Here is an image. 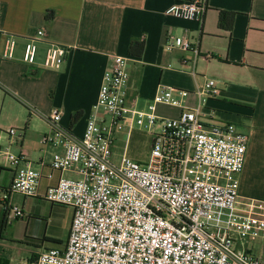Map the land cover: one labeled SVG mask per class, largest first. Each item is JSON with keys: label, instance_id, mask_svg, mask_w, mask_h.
I'll return each mask as SVG.
<instances>
[{"label": "built area", "instance_id": "obj_1", "mask_svg": "<svg viewBox=\"0 0 264 264\" xmlns=\"http://www.w3.org/2000/svg\"><path fill=\"white\" fill-rule=\"evenodd\" d=\"M207 9L208 0H178L165 13L202 21ZM14 45L8 40L5 57H13ZM169 48L192 45L173 37ZM37 51L31 39L24 60L34 63ZM66 53L64 46L49 45L44 65L59 67ZM130 77L129 58L116 55L82 136L61 124L60 109L47 117L51 132L42 142L63 149L47 177L68 170L79 177H61L46 190L47 201L70 206L74 214L66 246L43 251L37 264H264V254L251 250L264 240V203L239 199L248 136L235 124L207 125L202 119L201 103L221 94L217 80L192 91L161 85L147 107L138 109L130 105ZM192 94L199 101L195 106L187 102ZM160 105L180 114L162 116ZM135 127L151 136L147 159L136 160L125 150L115 162L117 133L126 129L130 140ZM7 132L23 135L15 127ZM1 155L16 167L9 191L37 196L43 171L25 152L16 155L0 146ZM4 205L14 217L24 216L23 209Z\"/></svg>", "mask_w": 264, "mask_h": 264}, {"label": "crops", "instance_id": "obj_2", "mask_svg": "<svg viewBox=\"0 0 264 264\" xmlns=\"http://www.w3.org/2000/svg\"><path fill=\"white\" fill-rule=\"evenodd\" d=\"M177 1L0 0V129L23 131L10 135V143L45 174L35 197L46 200L47 188L61 177H79L70 170L47 177L54 155L63 152L42 142L51 132L48 115L60 109L61 124L82 136L104 72L120 55L129 58L134 108L145 109L161 85L192 91L208 79L217 80L221 94L201 103L202 119L207 125L235 124L248 136L239 199L264 203V0H208L202 21L166 14ZM221 11L234 14L230 28L220 26ZM40 30L45 33L39 35ZM173 37H183L192 48H169ZM10 39L15 41L11 58L4 56ZM31 39L38 46L34 63L24 60ZM133 40L145 42L141 57L129 54ZM52 44L67 48L57 68L44 65ZM187 102L195 106L199 101L192 94ZM180 111L158 108L162 116L176 117ZM0 166V264H37L43 251L66 246L74 209L65 240L55 235L54 219L24 209L23 217H14L4 202L11 204L16 167L3 155ZM251 250L264 254V240Z\"/></svg>", "mask_w": 264, "mask_h": 264}, {"label": "rangeland", "instance_id": "obj_3", "mask_svg": "<svg viewBox=\"0 0 264 264\" xmlns=\"http://www.w3.org/2000/svg\"><path fill=\"white\" fill-rule=\"evenodd\" d=\"M178 88V87H177ZM1 116V107H0ZM133 131L131 139L127 137V130L119 131L117 142L113 147V160L117 163L120 162L124 151H128L129 156L136 160H146L151 148V136L145 132H142L138 127ZM18 129V128H17ZM4 130V129H3ZM20 130V129H19ZM8 129L3 131L0 129V133L3 138L0 139V146L9 151L10 153L18 155L17 145L10 143V135ZM136 137V138H135ZM12 206H17L24 209L26 212H35L44 216L45 218L54 219V224L57 227V231L54 232L59 240H65L68 228V222L71 217V207L65 205H52L51 202L37 197H27L21 193L13 192L11 199ZM57 208V209H55ZM63 209H68L66 214ZM56 230V229H55Z\"/></svg>", "mask_w": 264, "mask_h": 264}, {"label": "trees", "instance_id": "obj_4", "mask_svg": "<svg viewBox=\"0 0 264 264\" xmlns=\"http://www.w3.org/2000/svg\"><path fill=\"white\" fill-rule=\"evenodd\" d=\"M233 16H234V14L231 12L221 11L220 12V20H219L220 26L230 28V26L232 24ZM144 50H145V42L144 41L133 40L130 44L129 54L131 56L141 57L144 53ZM0 87L3 88V86L1 84H0ZM78 116H79V114L75 115V118ZM1 169H3V167L0 166V170Z\"/></svg>", "mask_w": 264, "mask_h": 264}]
</instances>
